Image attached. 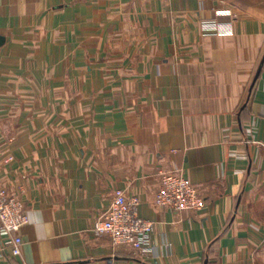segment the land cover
<instances>
[{
    "label": "crops",
    "instance_id": "0c3cea01",
    "mask_svg": "<svg viewBox=\"0 0 264 264\" xmlns=\"http://www.w3.org/2000/svg\"><path fill=\"white\" fill-rule=\"evenodd\" d=\"M86 3L93 19L71 20ZM203 19L231 31L202 33ZM87 27L97 44L130 38L134 98L78 117L67 140L0 100V184L28 216L0 264H264V0H0V67L47 58L42 43L69 58L70 29ZM159 171L186 177L204 208L156 205ZM117 188L153 222L146 252L93 229Z\"/></svg>",
    "mask_w": 264,
    "mask_h": 264
},
{
    "label": "rangeland",
    "instance_id": "374dc122",
    "mask_svg": "<svg viewBox=\"0 0 264 264\" xmlns=\"http://www.w3.org/2000/svg\"><path fill=\"white\" fill-rule=\"evenodd\" d=\"M95 12L94 4L86 3V11H71V20H91ZM212 20L200 21L202 33L213 31L207 27ZM91 30L81 28L77 34V29H70L69 58L61 50L52 51L50 45L42 43L38 47L47 49L46 53H41L47 58L25 57L23 61L15 58L1 65L0 100L21 101L22 115L38 117L37 131L45 132L48 126L59 134L65 132L62 137L66 140L72 135L67 134L71 133L70 128L78 126V117L82 115L96 113L98 118L104 119L123 114L121 112L129 109L134 98L126 89L128 71L134 64L127 54L131 48L130 38L122 34V41L118 38L113 43L103 38L101 45L85 38ZM27 52L28 57L34 55V51L28 49ZM116 89L119 90L114 91ZM29 103L33 104L32 108L28 107ZM10 159L11 156L6 158Z\"/></svg>",
    "mask_w": 264,
    "mask_h": 264
},
{
    "label": "built area",
    "instance_id": "2783aa9c",
    "mask_svg": "<svg viewBox=\"0 0 264 264\" xmlns=\"http://www.w3.org/2000/svg\"><path fill=\"white\" fill-rule=\"evenodd\" d=\"M220 14H231L223 11ZM207 25L217 33H230V22L212 20ZM215 29V30H214ZM159 183L154 203L175 211H199L205 206V198L183 175L174 171H159ZM140 200L137 195L127 196L122 189L114 191L107 211L96 219L93 229L108 233L113 244L125 245L133 250L146 252L153 222L138 214ZM28 221L23 202L7 187L0 184V254L21 252L22 237L19 230Z\"/></svg>",
    "mask_w": 264,
    "mask_h": 264
},
{
    "label": "water",
    "instance_id": "95a60500",
    "mask_svg": "<svg viewBox=\"0 0 264 264\" xmlns=\"http://www.w3.org/2000/svg\"><path fill=\"white\" fill-rule=\"evenodd\" d=\"M264 60V56H263V59H262V61ZM260 68H261V66H259L258 67V70H257V72H256V74H255V76H254V79H253V83L255 82V80H256V78H257V76H258V74H259V70H260ZM252 83V84H253Z\"/></svg>",
    "mask_w": 264,
    "mask_h": 264
}]
</instances>
